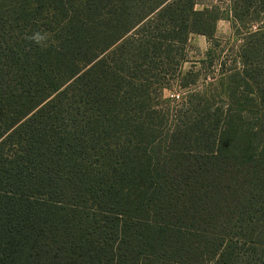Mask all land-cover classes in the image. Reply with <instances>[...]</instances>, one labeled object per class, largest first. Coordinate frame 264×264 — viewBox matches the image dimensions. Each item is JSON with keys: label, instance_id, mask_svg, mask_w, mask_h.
Wrapping results in <instances>:
<instances>
[{"label": "trees", "instance_id": "obj_1", "mask_svg": "<svg viewBox=\"0 0 264 264\" xmlns=\"http://www.w3.org/2000/svg\"><path fill=\"white\" fill-rule=\"evenodd\" d=\"M0 264H264V0H0Z\"/></svg>", "mask_w": 264, "mask_h": 264}, {"label": "rangeland", "instance_id": "obj_2", "mask_svg": "<svg viewBox=\"0 0 264 264\" xmlns=\"http://www.w3.org/2000/svg\"><path fill=\"white\" fill-rule=\"evenodd\" d=\"M203 4H212L220 5L223 10H225L229 5V0H199ZM204 6L198 5L197 10H201ZM254 30V28H253ZM255 31V30H254ZM214 41H218L219 46L214 48L216 55L219 53L221 60L219 61L216 58L215 65H211L209 59L206 58L210 44L203 35L192 34L188 42V49L186 51L187 57L185 62L182 64V71L188 72L193 69L196 65L197 70H202L201 80L199 81L202 85L207 79L210 81L209 77H219L221 68L219 63L226 62L227 68L231 66L232 61L235 59V54L241 48L243 44L242 34L233 32L230 22L226 20H221L217 24L216 38ZM214 43V42H213ZM202 61H206L205 64H202ZM238 67H241L238 65ZM186 96V91H182L177 88L176 85L171 88H165L163 91V97L172 101L171 104L175 102L183 101Z\"/></svg>", "mask_w": 264, "mask_h": 264}]
</instances>
